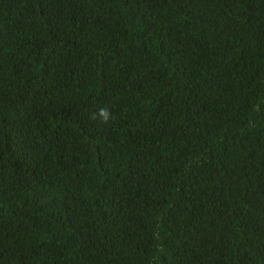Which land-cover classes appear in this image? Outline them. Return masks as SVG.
I'll return each instance as SVG.
<instances>
[{"label":"trees","instance_id":"trees-1","mask_svg":"<svg viewBox=\"0 0 264 264\" xmlns=\"http://www.w3.org/2000/svg\"><path fill=\"white\" fill-rule=\"evenodd\" d=\"M0 264H264V0H0Z\"/></svg>","mask_w":264,"mask_h":264},{"label":"clouds","instance_id":"clouds-1","mask_svg":"<svg viewBox=\"0 0 264 264\" xmlns=\"http://www.w3.org/2000/svg\"><path fill=\"white\" fill-rule=\"evenodd\" d=\"M111 112L107 109V107L100 108L99 109V117L101 118L102 122L107 124L109 123V120L111 118ZM93 119H96V116L92 117Z\"/></svg>","mask_w":264,"mask_h":264}]
</instances>
